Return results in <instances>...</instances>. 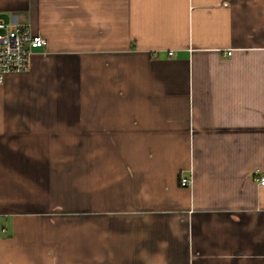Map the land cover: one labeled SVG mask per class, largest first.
<instances>
[{"label": "crops", "instance_id": "crops-1", "mask_svg": "<svg viewBox=\"0 0 264 264\" xmlns=\"http://www.w3.org/2000/svg\"><path fill=\"white\" fill-rule=\"evenodd\" d=\"M0 19L46 40L0 88V264H264V0Z\"/></svg>", "mask_w": 264, "mask_h": 264}, {"label": "built area", "instance_id": "built-area-1", "mask_svg": "<svg viewBox=\"0 0 264 264\" xmlns=\"http://www.w3.org/2000/svg\"><path fill=\"white\" fill-rule=\"evenodd\" d=\"M45 45L46 40L33 34L29 26L6 23L0 19V88L7 74L26 71L33 52ZM167 55L173 56L174 53L168 51ZM256 181L264 185V176L256 178ZM178 184L187 187L191 180L179 175Z\"/></svg>", "mask_w": 264, "mask_h": 264}]
</instances>
